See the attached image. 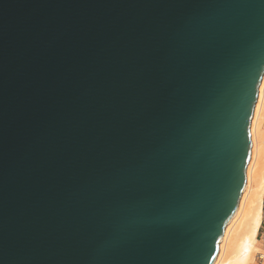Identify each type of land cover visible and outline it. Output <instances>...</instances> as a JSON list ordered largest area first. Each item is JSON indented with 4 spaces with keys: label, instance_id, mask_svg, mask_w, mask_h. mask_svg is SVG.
<instances>
[{
    "label": "water",
    "instance_id": "water-1",
    "mask_svg": "<svg viewBox=\"0 0 264 264\" xmlns=\"http://www.w3.org/2000/svg\"><path fill=\"white\" fill-rule=\"evenodd\" d=\"M263 73L264 0H0V264H212Z\"/></svg>",
    "mask_w": 264,
    "mask_h": 264
},
{
    "label": "bare ground",
    "instance_id": "bare-ground-1",
    "mask_svg": "<svg viewBox=\"0 0 264 264\" xmlns=\"http://www.w3.org/2000/svg\"><path fill=\"white\" fill-rule=\"evenodd\" d=\"M250 136L252 145L246 166V184L238 208L225 226L212 264H251L258 250L264 257V249L258 246L264 214V73L250 122Z\"/></svg>",
    "mask_w": 264,
    "mask_h": 264
},
{
    "label": "rangeland",
    "instance_id": "rangeland-1",
    "mask_svg": "<svg viewBox=\"0 0 264 264\" xmlns=\"http://www.w3.org/2000/svg\"><path fill=\"white\" fill-rule=\"evenodd\" d=\"M264 216V215H263ZM258 246L262 249H264V222L263 226L260 228L259 235H258ZM256 252L254 254V258L251 264H264V257H262V254L259 252Z\"/></svg>",
    "mask_w": 264,
    "mask_h": 264
},
{
    "label": "crops",
    "instance_id": "crops-1",
    "mask_svg": "<svg viewBox=\"0 0 264 264\" xmlns=\"http://www.w3.org/2000/svg\"><path fill=\"white\" fill-rule=\"evenodd\" d=\"M263 215H264V214H263ZM263 222H264V216H263V219H262V224H261V227L263 226ZM261 227H260V228H261Z\"/></svg>",
    "mask_w": 264,
    "mask_h": 264
}]
</instances>
